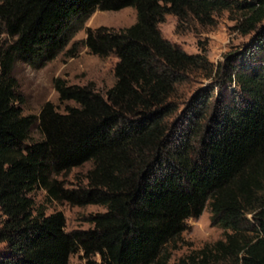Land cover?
<instances>
[{"label": "trees", "instance_id": "1", "mask_svg": "<svg viewBox=\"0 0 264 264\" xmlns=\"http://www.w3.org/2000/svg\"><path fill=\"white\" fill-rule=\"evenodd\" d=\"M126 8L137 13L132 27L88 28L65 53L75 57L83 45L116 56L115 85L104 95L57 79L60 103L74 105L62 112L48 102L25 115L17 64L46 66L94 13ZM223 12L237 16L241 34H256L246 56L225 65L189 54L160 30L168 15L212 25ZM2 35L0 264H70L79 251L85 264H264V0H0ZM202 74L217 81L219 99L200 89L180 103V86ZM87 163L86 187L56 179ZM38 189L107 210L91 217L92 228L68 232L63 212L35 209ZM208 203L226 239L171 263L166 246Z\"/></svg>", "mask_w": 264, "mask_h": 264}, {"label": "rangeland", "instance_id": "2", "mask_svg": "<svg viewBox=\"0 0 264 264\" xmlns=\"http://www.w3.org/2000/svg\"><path fill=\"white\" fill-rule=\"evenodd\" d=\"M237 16L229 12L217 15L212 25H202L197 21L188 20L180 23L173 15H168L166 21L160 25L163 37L171 43L180 46L189 54L204 53L210 62L217 67L220 64H228L230 58L239 54L246 56V48L254 43L255 33L243 35L237 29ZM137 22V13L133 8H126L117 12L97 11L87 21L85 29L77 33L66 51L56 60L48 63L42 68H35L25 63H18L15 75L20 82L21 92L24 96L22 108L25 115H39L44 105L48 102L55 104L60 111L64 112L70 102L61 104L59 95L55 89V81L63 79L69 85L93 84L95 89L106 94L116 83L115 67L118 59L112 55L108 58H100L92 55L89 50L80 45L78 54L70 57L65 53L70 50L76 42H81L87 37V29H98L108 27L123 30L132 27ZM6 35L0 36V45L6 41ZM216 80L202 75L194 76L191 81L179 88V102H188L195 93L202 89L210 94L211 102L219 99L223 90L216 88ZM230 92L236 90L235 85H228ZM185 105L181 106L183 110ZM41 136L35 128L32 140L38 141ZM93 168L92 163H87L79 168L73 169L69 174L62 175L56 179L63 182L65 188L79 189L88 184L87 175ZM35 200V209L44 211L47 215L61 211L66 217V230L72 232L77 229H90L94 226L91 217L107 209L103 205L89 204L86 206L72 205L66 201H56L48 196L45 190L38 189L32 193ZM5 215L0 206V225ZM187 229L166 246L165 253L170 262L175 263L182 258L196 255V252L206 246H213L218 240H225V229L212 224V212L208 203L202 214L198 217L189 218L186 221ZM7 251V243H0V254ZM86 259L83 252L79 251L70 257V264H85ZM210 264H228L227 260H213Z\"/></svg>", "mask_w": 264, "mask_h": 264}]
</instances>
